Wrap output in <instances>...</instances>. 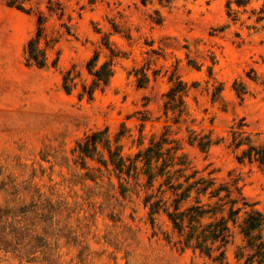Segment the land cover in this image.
<instances>
[{"label":"rangeland","instance_id":"obj_1","mask_svg":"<svg viewBox=\"0 0 264 264\" xmlns=\"http://www.w3.org/2000/svg\"><path fill=\"white\" fill-rule=\"evenodd\" d=\"M228 1L0 0V264H217L168 242L166 218L153 226L144 192L123 197L125 182L99 156L83 167L78 142L105 129L114 146L121 137L127 159L170 127L192 166L220 182L232 174L264 213V171L238 163L246 146L232 145L236 135L264 147V0L232 4L235 21ZM40 15L42 69L26 53ZM105 43L114 75L81 98L93 82L90 59L97 53L98 67L111 60ZM176 79L189 90L180 124L164 107ZM191 133L214 145L202 152L188 143ZM240 243L235 235L229 264H242Z\"/></svg>","mask_w":264,"mask_h":264},{"label":"trees","instance_id":"obj_2","mask_svg":"<svg viewBox=\"0 0 264 264\" xmlns=\"http://www.w3.org/2000/svg\"><path fill=\"white\" fill-rule=\"evenodd\" d=\"M147 1L142 0L143 4ZM232 4L238 8L247 7L250 0L228 1V15L235 21ZM262 19L259 17L257 22ZM43 35L44 18L40 15L36 36L29 41L26 53L27 64L41 69L47 65L45 53L39 49ZM104 45L111 52V60L98 67L99 55L96 53L90 59L87 70L93 82L90 87L83 86L81 98L87 95L92 99L96 89L106 87L114 75L112 59L116 55L108 43ZM70 82L68 72L63 85L67 93L71 92ZM138 83L140 87L145 85V75ZM188 92L187 85L176 79L165 95V114L175 115L174 124L181 123L185 112L184 97ZM236 92L239 97L243 95L239 89ZM194 134L191 133L188 139L191 146L196 145L206 153L214 145L209 136L200 138ZM120 139L118 136L114 146L108 129L87 135L76 147L83 167L87 159L94 160L99 156L98 163L107 171L111 168L119 180L125 182L120 185L123 197L140 188L144 192L143 203L151 224L154 226L157 217L164 216L170 227L166 240L170 243L174 240L180 251L190 250L217 264H229L226 251L238 235L241 243L236 249V260L242 264H264V213L247 200L239 179L229 174L228 181L220 182L214 170L196 169L181 153L180 141L170 139L168 126L158 139H152L149 147L133 158L122 157V148L118 145ZM232 145L235 150L246 146L237 157L238 163H256L264 171V147L252 144L250 138L241 139L236 135ZM99 147L107 152L108 159L103 158Z\"/></svg>","mask_w":264,"mask_h":264}]
</instances>
